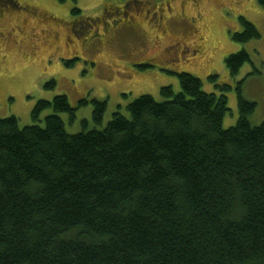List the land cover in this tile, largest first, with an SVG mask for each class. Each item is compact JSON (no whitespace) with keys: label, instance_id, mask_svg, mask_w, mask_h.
I'll return each mask as SVG.
<instances>
[{"label":"trees","instance_id":"obj_1","mask_svg":"<svg viewBox=\"0 0 264 264\" xmlns=\"http://www.w3.org/2000/svg\"><path fill=\"white\" fill-rule=\"evenodd\" d=\"M239 22L233 41L259 38ZM246 63L245 49L225 58L231 77ZM178 84L161 87V101L133 99L102 128L106 102L92 100L95 127L83 120L77 133L58 115L75 117L65 95L37 101L31 125L0 118V264H264L256 104L238 86L239 116L224 129V94L204 92L189 73Z\"/></svg>","mask_w":264,"mask_h":264},{"label":"rangeland","instance_id":"obj_2","mask_svg":"<svg viewBox=\"0 0 264 264\" xmlns=\"http://www.w3.org/2000/svg\"><path fill=\"white\" fill-rule=\"evenodd\" d=\"M13 1L0 0V118L15 116L20 127L31 125L35 123L31 113L37 101L65 95L70 106L76 108L73 119L68 113L58 114L67 132H80L83 120L87 121V130L95 127L91 118L92 100L106 102L102 124L96 126L102 128L113 112L127 114L126 105L141 95L161 101V87L171 86L178 92V75L189 73L201 81L204 92L226 96L228 110L223 117L224 129L233 127L239 116L238 86L242 96L256 104L249 116L250 124L256 126L264 121V6L259 0H145L158 5L167 2L173 11L181 6L186 9L181 18L189 27L173 32L189 51L168 55L152 47L151 35L148 36L146 52L156 51L162 57L151 63V67L139 70L136 80L123 91L117 88L120 75H110L105 64L119 58L124 44L117 42L95 51L77 52L79 43L96 39V35L80 33L78 24L75 27L72 24L100 15L108 17L109 4L120 5L132 0ZM75 8L80 12L73 14ZM150 14L153 22V10ZM239 16L256 27L259 38L243 44L231 39L232 34L242 31ZM96 43L99 41L95 40L93 46ZM159 43L162 47L168 41L162 39ZM242 49L249 53L251 63L243 65L231 77L225 58ZM170 53H175L174 48ZM253 68L259 72L249 74ZM213 75L215 79L210 80ZM51 80L55 85L45 88V83ZM222 84H228L229 88L222 90ZM82 98L87 103L79 106ZM50 113L48 110L41 115L40 124Z\"/></svg>","mask_w":264,"mask_h":264},{"label":"flooded vegetation","instance_id":"obj_3","mask_svg":"<svg viewBox=\"0 0 264 264\" xmlns=\"http://www.w3.org/2000/svg\"><path fill=\"white\" fill-rule=\"evenodd\" d=\"M109 5V9L107 8L109 10L108 17L100 15L96 18L78 20L72 25L75 27L78 24V32L80 33L87 32L88 34L94 33L96 35V39L79 43L76 49L77 52L95 51L106 46L110 47L109 44L117 42L124 44L119 58L117 57V59L105 64L110 75H120V80L117 83L119 91L125 90L136 80V73L139 70L151 67V63L159 61L158 58L162 57V55L156 54V51L151 54L146 52L147 49L145 47L148 43L146 40L148 36L151 35L152 47L160 48L158 51L168 52V55H175L177 51L180 54L189 51V47L185 43L179 42L174 37V32H181L185 27H189V24L185 26L181 18L186 13V9L183 6L173 11L167 2H162L158 5L156 2L145 0H132L120 5L112 3ZM163 5H165L166 9ZM143 6L147 8L145 9ZM150 10L154 12L153 22L150 18ZM162 39H167L168 41L166 45L162 46L163 48L160 47L159 43ZM95 40L99 41V43L93 46L92 43ZM173 48L175 53L169 54V50Z\"/></svg>","mask_w":264,"mask_h":264}]
</instances>
